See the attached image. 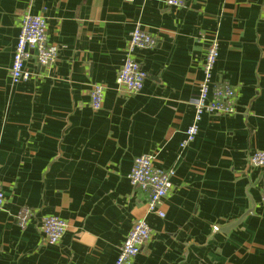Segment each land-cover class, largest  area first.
Listing matches in <instances>:
<instances>
[{
    "label": "crops",
    "instance_id": "crops-1",
    "mask_svg": "<svg viewBox=\"0 0 264 264\" xmlns=\"http://www.w3.org/2000/svg\"><path fill=\"white\" fill-rule=\"evenodd\" d=\"M26 12L47 18L59 55L47 68L30 59L38 76L14 83ZM137 25L156 43L134 53L147 72L134 93L120 88L117 73ZM212 40L220 54L213 84L235 88L236 111L204 114L182 149ZM95 83L105 86L99 110L90 106ZM257 150L264 0H0V264H115L139 218L151 235L130 264H264V167L249 162ZM142 154L174 171L162 216L148 211L147 191L128 177ZM22 207L34 212L25 226ZM45 214L67 222L58 245L44 237Z\"/></svg>",
    "mask_w": 264,
    "mask_h": 264
},
{
    "label": "built area",
    "instance_id": "built-area-1",
    "mask_svg": "<svg viewBox=\"0 0 264 264\" xmlns=\"http://www.w3.org/2000/svg\"><path fill=\"white\" fill-rule=\"evenodd\" d=\"M132 1V0H128ZM168 7H183L187 0H163ZM156 38L137 25L131 33L130 41L122 66L117 73V82L120 88L129 92H139L143 89L147 72L134 58L137 49L153 47ZM59 46L48 38V21L43 15L26 12L21 17V26L18 41L12 57L11 76L14 83L28 82L38 76V73L28 67L32 58L38 67L47 68L54 65L58 59ZM219 42L212 40L203 64L204 77L199 84L195 102V112L192 124L186 131V137L180 147L186 148L199 133L200 122L206 113L233 114L236 111V91L227 81L213 84V69L219 58ZM105 86L95 83L90 91V106L99 110L104 101ZM155 158L150 154H142L134 159L129 173L131 184L148 193V211L163 215L160 208L163 200L173 187L172 169H163L155 166ZM252 166L264 167V150L255 151L249 159ZM264 202V194L262 197ZM6 203V195L0 180V208ZM34 216L33 210L22 207L18 212L21 225L25 226ZM41 229L48 244L58 245L63 239L67 222L56 214H45L40 219ZM219 226H214L218 231ZM151 235V228L145 218L137 219L126 236L119 251L115 264H130L141 251L143 245Z\"/></svg>",
    "mask_w": 264,
    "mask_h": 264
},
{
    "label": "water",
    "instance_id": "water-1",
    "mask_svg": "<svg viewBox=\"0 0 264 264\" xmlns=\"http://www.w3.org/2000/svg\"><path fill=\"white\" fill-rule=\"evenodd\" d=\"M249 212V211H248ZM247 214V213H246ZM245 216V215H244ZM244 216L243 217H241L238 221H236V222H234V223H231V224H229V225H227L226 227H224L223 228V231L224 232H228V231H230L232 228H234L235 226H237L239 223H241V221H242V219L244 218Z\"/></svg>",
    "mask_w": 264,
    "mask_h": 264
}]
</instances>
